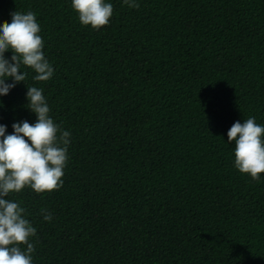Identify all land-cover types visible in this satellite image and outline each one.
I'll return each mask as SVG.
<instances>
[{
  "label": "trees",
  "instance_id": "16d2710c",
  "mask_svg": "<svg viewBox=\"0 0 264 264\" xmlns=\"http://www.w3.org/2000/svg\"><path fill=\"white\" fill-rule=\"evenodd\" d=\"M110 2L93 30L70 0H0V25L36 14L54 74L25 83L71 133L63 186L10 195L33 264H264V173L240 174L226 136L264 125V0ZM26 91L0 97L6 134L35 122Z\"/></svg>",
  "mask_w": 264,
  "mask_h": 264
},
{
  "label": "clouds",
  "instance_id": "9594fccd",
  "mask_svg": "<svg viewBox=\"0 0 264 264\" xmlns=\"http://www.w3.org/2000/svg\"><path fill=\"white\" fill-rule=\"evenodd\" d=\"M81 26L99 30L113 15L110 0H70ZM137 8V0H122ZM40 24L32 11L11 13L10 23L0 25V97L17 84L26 86L25 107L35 115V122L19 121L11 125V134L0 124V264H33L37 228L27 218L21 202L11 199L29 188L36 194L50 193L63 186L71 133L50 115L44 89L26 85L31 74L35 82H47L54 68L46 58ZM10 52V58L5 56ZM23 66V67H22ZM6 81H10L6 83ZM3 104L0 103V108ZM232 144L233 166L253 180L264 173V125L255 117L235 121L226 133ZM42 220L50 222L52 214L41 211Z\"/></svg>",
  "mask_w": 264,
  "mask_h": 264
}]
</instances>
